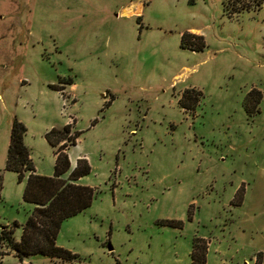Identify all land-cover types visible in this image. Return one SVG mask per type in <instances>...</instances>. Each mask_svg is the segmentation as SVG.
<instances>
[{"label": "rangeland", "instance_id": "374dc122", "mask_svg": "<svg viewBox=\"0 0 264 264\" xmlns=\"http://www.w3.org/2000/svg\"><path fill=\"white\" fill-rule=\"evenodd\" d=\"M224 1L0 0V234L19 239L34 208L5 169L15 118L47 176L45 133L72 120L95 188L56 239L78 259L19 262L0 240V261L192 264L201 238L206 264H264V2Z\"/></svg>", "mask_w": 264, "mask_h": 264}, {"label": "trees", "instance_id": "16d2710c", "mask_svg": "<svg viewBox=\"0 0 264 264\" xmlns=\"http://www.w3.org/2000/svg\"><path fill=\"white\" fill-rule=\"evenodd\" d=\"M264 0H225V8L230 15L251 9H260ZM181 46L193 51H201L206 46L203 36L184 33ZM72 84V82H71ZM51 88L57 89L56 85ZM96 122L93 121V124ZM74 126L66 124L62 128L53 127L45 133V139L54 148L55 164L51 176L38 174L25 144L27 126L15 118L12 122L10 141L5 169L15 172L19 182L25 181L23 199L34 205L26 222L15 226L22 227L20 239L2 229L0 240L23 262L27 256H43L70 262L79 255L60 247L56 243L63 222L89 208L95 198V188L77 181L91 172L87 159L78 160L71 171L68 150L77 144L81 132H72ZM68 174V175H67ZM6 228V226H5ZM208 243L205 239L195 238L191 253L192 264H206ZM0 264H4L0 261Z\"/></svg>", "mask_w": 264, "mask_h": 264}, {"label": "crops", "instance_id": "0c3cea01", "mask_svg": "<svg viewBox=\"0 0 264 264\" xmlns=\"http://www.w3.org/2000/svg\"><path fill=\"white\" fill-rule=\"evenodd\" d=\"M136 6H138V5H136ZM132 8H133V13L132 14H134V13H137V11L134 9V5L133 6H131ZM132 14H130V15H132ZM67 124V123H66ZM65 124V125H66ZM76 125V124H75ZM64 127V126H63ZM74 130H75V127H74ZM80 137V136H79ZM79 139V138H78ZM78 141V140H77ZM77 145V144H76ZM75 145V146H76ZM75 146H72L69 150H68V153H69V157H70V161H71V171L72 170H74L75 169V167L77 166V163H78V160L79 159H81V158H85V159H87L88 160V162H90L89 161V159H88V156L87 155H85V154H78L77 155V157H76V161H75V163L73 164L72 163V160H71V151H72V149L75 147ZM54 148H53V154H54V158H55V153H54ZM36 172L38 173V174H42L40 171H38L37 170V168H36ZM43 175V174H42ZM68 175V174H67ZM51 176V175H50ZM82 179L83 178H80L77 182L78 183H80V184H82ZM83 185H86V184H83ZM20 239V238H19ZM18 239V240H19ZM13 255L12 256H14L15 254L14 253H12ZM15 257V256H14ZM24 261H26V259L24 260ZM19 262H20V260H19ZM13 264H17V263H13Z\"/></svg>", "mask_w": 264, "mask_h": 264}, {"label": "built area", "instance_id": "2783aa9c", "mask_svg": "<svg viewBox=\"0 0 264 264\" xmlns=\"http://www.w3.org/2000/svg\"><path fill=\"white\" fill-rule=\"evenodd\" d=\"M63 101L65 102V100L63 99ZM67 124H72V120H71V122H67Z\"/></svg>", "mask_w": 264, "mask_h": 264}, {"label": "bare ground", "instance_id": "6f19581e", "mask_svg": "<svg viewBox=\"0 0 264 264\" xmlns=\"http://www.w3.org/2000/svg\"><path fill=\"white\" fill-rule=\"evenodd\" d=\"M127 12H128L129 14H131V9H129Z\"/></svg>", "mask_w": 264, "mask_h": 264}, {"label": "water", "instance_id": "95a60500", "mask_svg": "<svg viewBox=\"0 0 264 264\" xmlns=\"http://www.w3.org/2000/svg\"><path fill=\"white\" fill-rule=\"evenodd\" d=\"M112 249V247H110V250Z\"/></svg>", "mask_w": 264, "mask_h": 264}]
</instances>
